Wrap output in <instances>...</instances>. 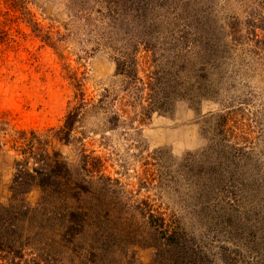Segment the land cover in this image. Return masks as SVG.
Returning a JSON list of instances; mask_svg holds the SVG:
<instances>
[{
  "label": "trees",
  "instance_id": "trees-1",
  "mask_svg": "<svg viewBox=\"0 0 264 264\" xmlns=\"http://www.w3.org/2000/svg\"><path fill=\"white\" fill-rule=\"evenodd\" d=\"M10 2L50 47L76 40L67 24L99 40L112 38L116 76L133 90L125 115L103 112L112 116L105 131L116 130L128 112L129 125L141 126L181 103L217 107L202 115L203 150L177 163L165 149L153 152L155 163L167 161L164 167L185 182L189 219L168 218L142 203L147 214L141 208L138 221L122 218L128 246L153 248L151 264H203L195 227L185 226L199 219L196 209L209 220L211 208L222 246L206 264H264V105L251 109L253 98L264 101V0H63V19L51 21L64 23L66 34L58 36L40 33L25 0ZM138 53L148 57L144 72ZM85 119L71 109L51 135L9 133L0 120L1 146L20 157L0 201V264H62L68 258L67 264H106L107 248L117 246L121 231L115 201L107 197L110 181L85 149V131H78ZM53 143L71 154L49 153ZM54 243L77 249L57 259L49 251Z\"/></svg>",
  "mask_w": 264,
  "mask_h": 264
},
{
  "label": "rangeland",
  "instance_id": "rangeland-1",
  "mask_svg": "<svg viewBox=\"0 0 264 264\" xmlns=\"http://www.w3.org/2000/svg\"><path fill=\"white\" fill-rule=\"evenodd\" d=\"M25 2L33 21L38 23L40 33L52 36H58L57 32L66 34L60 27L64 23L51 22L54 18L63 19V0ZM10 3V0H0V30L7 32V36L0 32V120L8 124L9 133L23 131L29 135L30 132L46 134L48 131L51 135L53 130L63 126L65 116L71 109L79 117L82 113L87 115L78 131H85V149L99 159V174L110 181L111 191L107 197L115 201V215L119 218L116 226L121 231L117 246L107 248L108 256L103 261L106 264H149L155 258V250L128 246L122 232V218L138 221L142 215L141 208V212L147 214L142 203H149L154 210L168 218L189 219L190 198L186 195L185 182L173 168L169 171L164 167L167 161L155 163L153 152L165 149L177 163L183 155L203 150L206 142L201 133L202 115L217 107L206 103L196 109L181 103L170 115H154L141 126L137 122L129 125L127 121L132 114L128 112L129 117L120 119V126L116 130L105 131L111 113L126 114L128 108L124 104L132 101L130 91L133 90L127 81L116 76L112 53L116 47L112 44V38L104 36L99 40L97 35L82 31L79 25L77 29L78 26L69 27L67 24L76 40L69 42L67 38L55 45L56 48L50 47L33 33L19 10L12 9ZM137 56L139 70L144 72L148 57L144 53ZM141 77L144 79V74L141 73ZM260 105H264V101L253 98L251 109H259ZM105 111L110 115L104 114ZM78 135L75 134V137ZM11 136L5 138L9 144L15 140ZM1 145L2 142L0 201H3L14 173L12 165L20 157L15 156L13 151H4ZM47 149L49 153L58 149L65 155L71 154L70 148L56 143ZM210 209L209 220L204 219L203 212L199 213L196 209L199 219L188 221L185 226L195 227V243L205 253L201 261L203 264L214 263L218 248L222 246L218 243L221 235L212 228L215 214ZM199 224L204 228L199 230ZM50 245L49 251L57 259L68 258L69 250L77 249L76 246L67 248L60 243ZM126 252L127 255L124 254ZM68 261L69 258L62 264Z\"/></svg>",
  "mask_w": 264,
  "mask_h": 264
}]
</instances>
